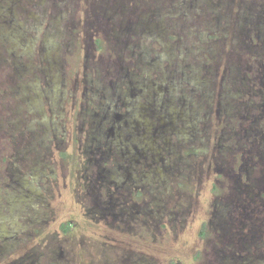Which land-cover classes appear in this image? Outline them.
I'll return each instance as SVG.
<instances>
[{
  "label": "flooded vegetation",
  "instance_id": "flooded-vegetation-1",
  "mask_svg": "<svg viewBox=\"0 0 264 264\" xmlns=\"http://www.w3.org/2000/svg\"><path fill=\"white\" fill-rule=\"evenodd\" d=\"M25 1V9L37 5ZM13 3L16 0H0L9 15L0 14V65L19 74V81L10 75L9 86L13 96L18 94V103L0 101V264H186L179 257L161 261L153 241L158 235L176 241L187 233V226L196 225L199 218L192 209L199 192L188 188L194 181L197 190L202 188L204 171L212 168L218 172L210 187L214 209L209 220H200L199 246L190 264H264V177L261 166L258 169V163L264 164V102L255 97L261 93L258 101H264V89L256 82L264 72V52L261 62L257 57L245 59L247 71L234 70L239 108L263 106L253 121H245L248 126L241 120L240 130H235L236 124L226 128L227 121L211 122L212 105H204L202 120L201 110L183 112L177 101H160V82L143 84L132 77L138 70L135 60L143 58L142 51L133 48L140 47L139 37H147L139 32L143 27L95 25L91 52L82 44V64L71 62L69 74L61 69L59 48L53 49L47 33L36 56L26 51L22 24L11 18ZM75 11L63 18L64 48L70 56L83 38ZM28 16L35 18L34 13ZM103 32L114 46L122 45L123 36L136 41L119 52L112 47L127 66L122 81L117 83L116 76L109 80L110 87L99 86L104 82L98 71L103 63L92 60L104 48ZM172 34L159 41L174 51L178 35ZM216 36L208 34L210 40ZM262 37L252 35L251 52L264 45ZM16 42L24 48L20 54L10 47ZM25 56L33 57L35 64L23 61ZM188 66L177 68L186 75ZM10 79L5 77L2 85L7 87ZM144 87L151 88L149 96ZM169 88V97H175ZM231 104L220 100L216 114H232ZM63 118L66 123L61 125ZM200 123L206 127L199 128ZM205 131L203 140L198 134ZM186 157L202 159L183 168L190 172L176 174L178 160ZM91 228L105 232L103 237L114 242L109 249L117 252L99 260L102 252L85 236Z\"/></svg>",
  "mask_w": 264,
  "mask_h": 264
},
{
  "label": "rangeland",
  "instance_id": "rangeland-1",
  "mask_svg": "<svg viewBox=\"0 0 264 264\" xmlns=\"http://www.w3.org/2000/svg\"><path fill=\"white\" fill-rule=\"evenodd\" d=\"M107 1L113 2L108 3ZM32 2L33 4L37 3V5L32 7L31 10L27 8L30 12L25 9V7H28V2L25 0L23 3H18L16 0V3L12 4L14 14L11 15V18H15L14 20L17 23L20 22L22 24L23 35L25 33L27 39L26 51H33L36 56V50H38L41 42L40 39L47 33L50 35L49 41L53 42V49H55V46L59 48V65L66 73L68 71L71 74L70 63L73 62L74 64V60L77 62V65L81 66L82 55L84 53L82 50L85 49V47H82V44L86 46L87 52H91V47H93L92 34L95 30V25L96 28L100 29V26L104 22L107 27L113 26L114 22L120 24L122 22V25L127 30L128 28H133V26L139 30L143 27L144 32H142L143 30L139 32L148 37H139L137 42L140 43V47H133L138 51H142L143 58H140L139 62L135 60L138 70L137 74H134L132 77L143 84H151V80L155 83L160 82V101H177L180 110L183 112L201 110L199 115L202 120H205L206 113L202 110H204L203 107L207 103V107L212 105L214 109L211 122L223 121L222 123L226 125L225 121H227L229 124H227L226 128L236 124L235 130H240L238 126L239 121L242 120L248 126L245 121H253L255 119L254 115L257 116L262 112L260 108L263 106L249 108L245 106L246 109H244V105L241 104L239 108L241 103L239 101V90L235 89L236 85L233 83V80L235 75L234 70H238L240 67L243 69V72L247 71V64L245 62L247 57H257L258 61L261 62L260 54L264 52L263 43L261 47L254 48L257 52H251L253 46L250 43H252V35L254 36L256 33L257 35L260 33L264 39V0H32ZM114 7L117 8L113 9ZM4 9L5 7L0 6V14L3 15L6 12L8 15V11H3ZM74 9H76L74 15L75 21L79 20L81 22L80 28L83 30V38L81 37L79 40L80 44H78V47L70 56L67 54L68 52H65L64 48L63 36L67 33V27L64 24L63 18L64 15L71 14ZM28 13L31 15L34 13L35 18L29 17ZM99 20L102 21L101 24ZM91 22L93 23L92 28L90 26ZM104 28H106L105 25ZM117 29L120 30L119 27ZM106 32H108L107 28ZM172 33H177L178 35L177 42H174V51L173 48L167 45H160L159 41L163 38L167 41L166 35H173ZM211 33L218 36L210 40L208 34ZM52 36H54L53 39H51ZM104 36V32L100 34V37L103 38L101 44L104 48L102 51L96 53L95 57H92V60L94 61L96 58L98 62L101 61L103 63L100 64L101 67L98 71L101 70L99 76L104 82H99V86L107 85L110 87V79H115L117 76L115 81L117 83L122 81L126 72L125 67L127 66V62L123 63L118 58L119 54L112 51V47L119 52L120 48L127 45L130 46L136 41L123 36L122 45L114 46L116 42H109ZM16 38L19 39L18 35H16ZM150 39H157L158 41H151ZM65 41L70 42L69 38ZM0 43L3 44L2 41ZM254 43L257 44L258 42ZM167 44L169 45V42ZM10 47L17 54H20L22 49L24 50L23 47L18 45V42L12 44ZM128 50L130 49L125 51L126 54L130 53ZM203 50L206 53V57L202 54ZM27 57L25 56L23 61H27L32 65L35 64L33 57ZM0 59H2L1 55ZM169 64L171 65L169 66ZM188 64L192 66L186 67V75L177 68L180 65L186 66ZM247 66H250V64ZM109 69L114 72L108 74ZM139 69H142V73ZM13 70L15 69L6 67L4 64L0 65V101H10L12 99L13 103H18V94L15 93L13 96L9 90V86L12 84V79H10L12 76L10 75L15 76L19 81L18 72L11 74ZM139 74H142L143 77H151V79L144 80L139 77ZM5 77L8 80L10 79L8 84L6 83L7 87L6 85H2ZM65 77L69 81L68 89H65L69 90L70 79L67 75ZM257 78V88L264 89V72ZM138 81L136 82L138 83ZM20 82L23 83L22 81ZM248 84L249 82L245 83L242 87L245 89V86ZM168 86L170 87L169 93L175 97H169ZM145 90L144 95L148 93L146 96H149L151 88H145ZM182 94V97H186L187 100L180 99V95ZM261 96V93L255 96L257 98L256 101L263 103L264 101H258ZM156 97L159 98L158 95ZM101 100L103 101V99ZM220 100L224 101V103H233L231 104L232 114L222 113V117L216 114L215 109L218 108L217 103ZM82 102L85 105L87 101L84 99ZM21 105L24 106L23 102H21ZM250 114L254 115L250 116ZM240 115L244 117L240 119ZM18 116L20 119L23 118V115L18 114ZM228 117L230 121L227 120ZM63 121L64 118L60 120L61 125L66 123V121ZM202 127H206V123H200L199 128ZM207 131L198 134V136L205 140ZM200 142L199 139L196 142L199 154L201 153ZM258 142L261 143L260 140ZM261 144L264 145V142ZM261 153L264 154V149H262ZM200 155L202 156L203 153ZM201 159V157H186L185 159L178 160L176 174H178L179 170L182 172L188 171L183 168H189L191 165L200 162ZM260 166L264 177V164L258 163V169ZM195 167L193 166L192 169L194 170ZM204 174L203 183H201L202 188L196 189L198 181L192 182V188H188L187 186L193 194L199 192L196 195L198 199H195L192 209V213H194V210L197 212L199 221L196 222V225L187 226V233L181 235L176 241L173 239L166 240L161 235L157 236L153 242L157 248L155 254H158L161 261L166 262L171 257H179L186 264H190V261L193 259L192 255L199 246L198 232L200 220H209L211 218L209 213L214 209V198L210 187L218 172L212 168L210 171L205 169ZM176 178L179 177L176 176ZM192 199L194 198L192 197ZM207 213L208 215H206ZM104 234L105 232L99 228H91L85 234L86 239L89 238L88 242L91 241L93 244H96L100 253L102 252V255L98 256L99 260H104L106 256L117 252L116 248L113 250L109 249L112 241L103 237Z\"/></svg>",
  "mask_w": 264,
  "mask_h": 264
}]
</instances>
